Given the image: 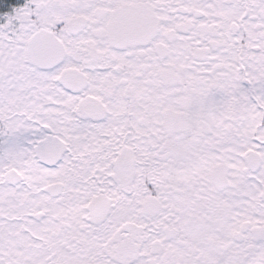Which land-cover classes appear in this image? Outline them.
Instances as JSON below:
<instances>
[{
  "label": "snow or ice",
  "instance_id": "obj_1",
  "mask_svg": "<svg viewBox=\"0 0 264 264\" xmlns=\"http://www.w3.org/2000/svg\"><path fill=\"white\" fill-rule=\"evenodd\" d=\"M0 264H264V0H0Z\"/></svg>",
  "mask_w": 264,
  "mask_h": 264
},
{
  "label": "flooded vegetation",
  "instance_id": "obj_2",
  "mask_svg": "<svg viewBox=\"0 0 264 264\" xmlns=\"http://www.w3.org/2000/svg\"><path fill=\"white\" fill-rule=\"evenodd\" d=\"M25 2L26 0H9L10 4H18V5H22Z\"/></svg>",
  "mask_w": 264,
  "mask_h": 264
}]
</instances>
